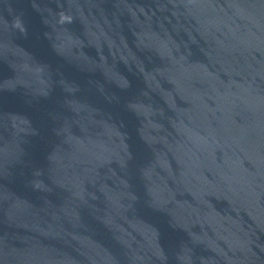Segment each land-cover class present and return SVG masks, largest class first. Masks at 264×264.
Returning a JSON list of instances; mask_svg holds the SVG:
<instances>
[{
	"label": "water",
	"instance_id": "95a60500",
	"mask_svg": "<svg viewBox=\"0 0 264 264\" xmlns=\"http://www.w3.org/2000/svg\"><path fill=\"white\" fill-rule=\"evenodd\" d=\"M194 264H264V232L235 243Z\"/></svg>",
	"mask_w": 264,
	"mask_h": 264
}]
</instances>
